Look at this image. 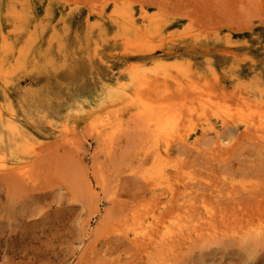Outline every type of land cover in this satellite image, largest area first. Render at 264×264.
<instances>
[{"label":"rangeland","instance_id":"obj_1","mask_svg":"<svg viewBox=\"0 0 264 264\" xmlns=\"http://www.w3.org/2000/svg\"><path fill=\"white\" fill-rule=\"evenodd\" d=\"M1 53L0 264H264V228L243 231L264 225V0H0ZM119 84L134 102L107 100ZM144 98L180 114L158 142L192 177L175 196L141 176L161 164ZM182 201L196 232L214 207L213 238H126Z\"/></svg>","mask_w":264,"mask_h":264},{"label":"bare ground","instance_id":"obj_2","mask_svg":"<svg viewBox=\"0 0 264 264\" xmlns=\"http://www.w3.org/2000/svg\"><path fill=\"white\" fill-rule=\"evenodd\" d=\"M115 21L116 22H118L120 25H122V24H124V20L123 19H121L120 17H117L116 19H115ZM131 25H132V23H131ZM2 61H3V54L1 53L0 54V73L2 72ZM145 83V82H144ZM119 88H122L121 86H120V84L118 85V86H116V87H114V88H112L111 89V91H109V94H108V99L107 100H110V101H122V104H124L123 102H125V101H128L129 99H130V97H129V95H128V93L126 94L125 92H121V90L119 89ZM126 90V89H125ZM127 91V90H126ZM139 93V92H138ZM138 93H136V96H137V94ZM140 95V94H139ZM133 97V96H132ZM132 97H131V99L130 100H132L133 101V99H132ZM138 97V96H137ZM142 98V97H141ZM140 98V99H141ZM136 99V98H135ZM145 99V98H144ZM148 99V98H147ZM147 99H145V100H141V102H139V103H142V104H139L140 106H142V105H145V106H143L142 108H138V112H140V113H142L143 115H141L139 118H140V120L141 119H143V117L144 118H146L145 120L146 121H141L142 123H146V124H144L145 125V127H150L151 126V124H153L155 127H154V129H155V132L154 133H152V135L153 134H155V138H153V140L151 139V143H153L152 144V146H151V148H150V150L152 151V157H153V159H155V160H157V161H159L160 160V162H161V164H160V166L157 168V170L156 171H152V172H149V173H143L141 176H142V178H143V180L147 183V185L149 186V188L151 189V190H154V189H156V187H163L165 190H168L169 191V194L171 195V196H173L174 195V192H175V188H174V184H173V181H172V176H178V177H176L174 180H176V179H178L179 178V176H183L184 175V170L182 169V170H178L177 168H176V170H175V174H173V173H169L167 170H166V167H165V165L163 164L164 162H166L167 161V156H166V154H164V153H166V151H167V149H166V151L164 152L162 149V151L159 149V147H158V142H159V140L161 139V136L163 137V134H167L165 137L167 138V140H169L171 137H170V133L169 132H171V131H173L174 130V128H175V126H177L178 125V123L177 124H175V121L177 120V115H180L179 113H177V111L176 112H174L173 110H167L166 109V105H164L163 103L164 102H162L161 100V102H159L158 103V105L156 106V107H153L151 104L149 105L148 104V100ZM163 99V98H162ZM137 101H138V98L136 99ZM156 100H158V99H156ZM164 100V99H163ZM145 101V102H144ZM155 101V100H154ZM129 102V101H128ZM127 102V103H128ZM134 102V101H133ZM133 102H131V103H133ZM151 102H153V101H151ZM156 103V102H155ZM167 103V102H166ZM130 104V103H129ZM134 104V103H133ZM154 104V103H153ZM131 105V104H130ZM248 105V104H247ZM134 106V105H133ZM133 106L131 105V107L133 108ZM116 107V106H115ZM135 107V106H134ZM138 107V106H137ZM251 107H253V106H251L250 105V108ZM261 107V106H260ZM263 108H264V106H262ZM261 107V108H262ZM254 108V107H253ZM252 108V109H253ZM256 108V107H255ZM260 108V109H261ZM172 109V108H171ZM113 110V109H112ZM175 110V109H174ZM255 111V110H254ZM137 112V111H136ZM137 112V113H138ZM176 113V114H174V113ZM251 113V112H250ZM136 114V113H135ZM134 114V115H135ZM116 115V114H115ZM136 116V115H135ZM143 116V117H142ZM252 116V115H251ZM255 116V119L253 118ZM252 118H249V120H251V119H253V121L255 122V120H256V116H257V122H258V125L257 126H259L260 128H259V133H260V129H261V127H264V111L263 112H258V113H256L255 115H254ZM136 117H138V115L136 116ZM182 117V116H181ZM183 118H187V120H189L188 119V116L186 117V116H183ZM247 119H248V117H247ZM101 120V119H100ZM128 120V119H127ZM184 120V119H183ZM182 120V121H183ZM224 120V119H223ZM245 120H246V118H245ZM182 121H181V123H182ZM186 121V120H185ZM99 122V121H98ZM101 122H103V120L101 121ZM178 122V121H177ZM250 122H252V121H250ZM249 122V123H250ZM104 123V122H103ZM134 123H135V121H134ZM256 123V122H255ZM254 123V124H255ZM102 124V123H101ZM186 124V123H185ZM185 124H183V125H185ZM254 124H252V125H254ZM257 124V123H256ZM255 124V125H256ZM135 125H137V124H135ZM182 125V124H181ZM213 125V124H212ZM245 125V124H244ZM248 125V124H247ZM251 125V124H250ZM249 125V126H250ZM141 126H142V124H141ZM179 127V125L176 127V128H178ZM254 127V126H253ZM175 128V129H176ZM214 128V127H213ZM150 129V128H149ZM177 130V131H176ZM176 130H174V131H176L177 133H180V132H178V129H176ZM255 130V129H254ZM152 131V130H151ZM175 132V133H176ZM263 132H264V129H263ZM262 132V133H263ZM176 133V134H177ZM256 134V133H255ZM260 136V135H259ZM258 136V137H259ZM264 135H262V137H263ZM14 137L16 138V139H19V140H24L25 139V136L21 133V132H18V131H15L14 132ZM149 137H150V135H149ZM168 137H170L169 139H168ZM179 138H182V139H185V137H182V136H179ZM264 138V137H263ZM262 138V139H263ZM149 139V138H148ZM163 140V139H162ZM264 140V139H263ZM165 141V140H164ZM108 142V141H107ZM190 142V141H189ZM221 141L219 140V143H220ZM147 143H149L147 140H146V145H147ZM162 143H163V141H162ZM110 144V143H109ZM194 143L192 142V145H193ZM194 146V145H193ZM146 147V146H145ZM163 147V146H162ZM194 147H196V145L194 146ZM161 148V147H160ZM168 148V147H167ZM141 150H144V149H142L141 148ZM146 150V149H145ZM147 151V150H146ZM142 156V155H141ZM11 170H13V171H15V173H16V170H17V168H15V166H14V164H13V166H12V168H10ZM132 170H133V168H132ZM19 176H21V177H24V173L20 170H18V173H17ZM185 176V175H184ZM186 178H187V180H191L192 179V177L190 176V175H186L185 176ZM25 179V178H24ZM176 182H178V181H176ZM184 182V181H183ZM187 182V181H186ZM188 182H190V181H188ZM187 182V183H188ZM175 183V182H174ZM192 183V182H191ZM186 184V183H185ZM190 184L188 183V187H190L189 186ZM233 185V184H232ZM193 186V185H192ZM184 187V186H183ZM187 185H186V188H185V190H187ZM241 187H242V189L243 190H246V191H248L249 189H247V185H241ZM163 189V190H164ZM164 192V191H163ZM182 192H183V189H182ZM188 193H190V192H188ZM181 194V193H180ZM186 193H184V195L183 196H186L185 195ZM189 195V194H188ZM175 196V195H174ZM187 200V199H186ZM183 201H184V199H183ZM183 201H182V204H180V206H179V208H177L176 210H175V212L176 213H174V215L170 218H168V220H159V219H157L156 218V216L154 215V214H152V217H151V219L152 220H149V221H146V220H144L143 219V217H140L139 218V216H137V215H135L134 213L133 214H131V219H132V223H130L129 225L131 226L130 228H129V232L128 231H126L127 233L125 234V236H126V238L129 240V241H131L132 243H134V244H137L138 246H140V247H144V246H146V247H148L149 245H151V246H153V244H156V243H158L159 245H165V247H167L166 245H168V247H170L169 245H172L173 244V242H175V241H177V239H180V238H184V239H188V238H190L191 236H193V235H195V233H197V234H199V233H201V231L202 232H204V233H208L212 238H213V236L211 235V234H213V233H215V229H216V226H214L215 224H214V222H212L213 221V214H216V213H214V211H213V208H211V206H209L208 204H206V202L203 204V209H204V217H202L203 218V220H204V218L207 220V222L206 223H208V224H206V227H204V228H200L199 230L197 229V232H196V226L193 224V222H194V218H192L193 216L192 215H189V216H183L182 215V213H179L180 211H179V209H182V208H187V207H192L193 205H191V203H189L188 201H190V199L187 201L188 203L186 204V203H184L183 204ZM203 201V200H202ZM201 201V202H202ZM201 206V205H200ZM190 209V208H189ZM192 209V208H191ZM195 210H196V207H195ZM134 211V210H133ZM182 211V210H181ZM198 211V208H197V210H196V212ZM217 211H218V209H217ZM183 213H184V210L182 211ZM190 212H192V211H190ZM195 212V213H196ZM199 212V211H198ZM216 212V211H215ZM147 213V212H146ZM220 213V212H219ZM218 213V214H219ZM188 215V214H187ZM222 216L221 217H223V214H221ZM145 216V215H144ZM192 216V217H191ZM199 216H200V214H199ZM203 216V215H202ZM146 217V216H145ZM189 217V218H188ZM197 217V216H196ZM196 217H195V219H196ZM226 217V216H225ZM127 218V217H126ZM148 218V217H147ZM198 218V217H197ZM201 218V219H202ZM233 218V217H232ZM219 220H221L220 218H218ZM234 219V218H233ZM233 219H231V220H233ZM125 219L123 218V221H124ZM198 220V219H197ZM227 220H228V218H227ZM234 220H236V219H234ZM233 220V221H234ZM205 221V220H204ZM221 221H223V220H221ZM261 221V220H260ZM126 221H124V223H125ZM130 222V221H129ZM197 222V221H196ZM258 222H259V220H258ZM198 223V222H197ZM222 223H224V222H222ZM241 223V222H240ZM126 224V223H125ZM200 224L201 223H199V225L198 226H200ZM261 224V223H260ZM256 225V226H254V225H249V227H245L246 229H241V230H243V231H245V232H250V233H253V234H257V235H259L261 232H262V230H263V228H264V225L263 224H261V225ZM231 225V224H230ZM235 225V224H234ZM262 225H263V227H262ZM202 226H205V225H202ZM239 227V226H238ZM218 228V230H220L221 228L220 227H217ZM220 228V229H219ZM230 228H231V226H230ZM243 228V227H242ZM236 229H237V225H236ZM235 229V230H236ZM240 230V231H241ZM220 231H224V229L222 230H220ZM232 231H233V228H232ZM237 231V230H236ZM239 231V230H238ZM235 232V231H234ZM203 233V234H204ZM230 234H231V236H232V234H234L233 232L231 233V232H229ZM235 233H237V232H235ZM242 233V232H241ZM207 234V235H208ZM240 234V233H239ZM243 234H245V233H243ZM235 235V234H234ZM242 235V234H241ZM202 236V235H201ZM200 236V237H201ZM205 236H206V234H205ZM210 236L208 237V238H210ZM236 236V235H235ZM240 236V235H239ZM217 237V236H216ZM191 239V238H190ZM210 240V239H209ZM182 243V242H181ZM188 243V242H187ZM193 243V242H192ZM189 244V243H188ZM137 245H136V247H137ZM156 247V246H155ZM160 248H161V246H159ZM179 247V246H178ZM171 248H173V247H171ZM149 249V248H148ZM171 250V249H170ZM144 251H148V250H144ZM156 251H159L158 249L156 250ZM178 251V250H177ZM144 253H146V252H144ZM156 254H157V252H156ZM160 254H161V252H160ZM146 255V254H145ZM147 255H149L148 253H147ZM156 257V256H155ZM159 257H162V256H159ZM152 258V257H151ZM158 258V257H157ZM161 262H163V261H161ZM164 262H165V260H164Z\"/></svg>","mask_w":264,"mask_h":264}]
</instances>
